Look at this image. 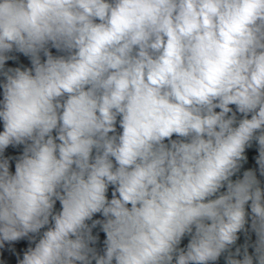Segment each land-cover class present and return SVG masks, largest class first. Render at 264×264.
I'll return each mask as SVG.
<instances>
[{"label": "clouds", "instance_id": "9594fccd", "mask_svg": "<svg viewBox=\"0 0 264 264\" xmlns=\"http://www.w3.org/2000/svg\"><path fill=\"white\" fill-rule=\"evenodd\" d=\"M0 264H264V0H0Z\"/></svg>", "mask_w": 264, "mask_h": 264}]
</instances>
